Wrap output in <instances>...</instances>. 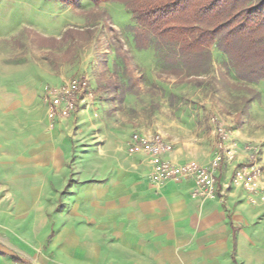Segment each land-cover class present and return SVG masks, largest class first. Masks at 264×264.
I'll return each instance as SVG.
<instances>
[{"label": "crops", "instance_id": "0c3cea01", "mask_svg": "<svg viewBox=\"0 0 264 264\" xmlns=\"http://www.w3.org/2000/svg\"><path fill=\"white\" fill-rule=\"evenodd\" d=\"M7 84L0 264H264V176L255 194L231 182L246 164L243 139L225 141L234 157L216 174L217 197L200 201L191 180L153 184L147 157L127 153L130 130L105 126L96 101L51 121L38 82ZM161 136L172 146L162 158L176 166H207L219 147L192 123Z\"/></svg>", "mask_w": 264, "mask_h": 264}, {"label": "rangeland", "instance_id": "374dc122", "mask_svg": "<svg viewBox=\"0 0 264 264\" xmlns=\"http://www.w3.org/2000/svg\"><path fill=\"white\" fill-rule=\"evenodd\" d=\"M135 27L117 1L0 0V81L38 82L45 93L84 80L103 109L105 126L130 130L131 136L140 128L154 136L191 123L213 130L216 145L225 142L221 132L231 140L233 134L243 139L242 148L257 149L263 177L264 82H241L227 57L212 48L208 71L178 83L168 78L171 67L161 51L135 48Z\"/></svg>", "mask_w": 264, "mask_h": 264}, {"label": "trees", "instance_id": "16d2710c", "mask_svg": "<svg viewBox=\"0 0 264 264\" xmlns=\"http://www.w3.org/2000/svg\"><path fill=\"white\" fill-rule=\"evenodd\" d=\"M50 1L76 5L80 0ZM90 1L122 3L136 24L135 48L161 51L171 67L168 78L173 75L178 83L208 71L212 48L227 57L241 82H264V0Z\"/></svg>", "mask_w": 264, "mask_h": 264}, {"label": "built area", "instance_id": "2783aa9c", "mask_svg": "<svg viewBox=\"0 0 264 264\" xmlns=\"http://www.w3.org/2000/svg\"><path fill=\"white\" fill-rule=\"evenodd\" d=\"M45 102L48 104V117L55 119H67L71 117L79 107L87 105L94 100V94L90 91L88 83L84 80H72L64 86L45 89ZM221 139L226 141L228 136L221 132ZM225 143V142H224ZM224 143H219V150L214 153L207 166L188 162L180 166L165 161L164 153L172 151V146L161 135L143 136L134 133L129 139L127 153L134 155L144 154L150 165V181L158 186L167 182L178 183L182 180H191L193 187L191 197L196 200L206 201L217 197L218 186L216 174L225 162L232 161L234 152L224 148ZM246 164L233 170L231 182L235 186L242 187L249 193L259 192V181L262 177L261 166L258 164V151L253 147H244ZM252 203L255 201L252 200Z\"/></svg>", "mask_w": 264, "mask_h": 264}]
</instances>
